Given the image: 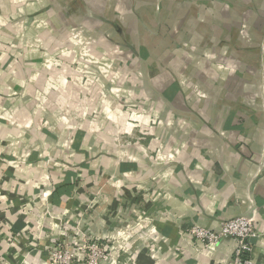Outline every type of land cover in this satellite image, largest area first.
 Wrapping results in <instances>:
<instances>
[{"label": "crops", "instance_id": "obj_1", "mask_svg": "<svg viewBox=\"0 0 264 264\" xmlns=\"http://www.w3.org/2000/svg\"><path fill=\"white\" fill-rule=\"evenodd\" d=\"M173 1L0 0L5 264H48L82 229L113 264L127 244L133 264H227L232 239L205 247L191 231L238 217L264 264V26L204 30L202 0L167 22Z\"/></svg>", "mask_w": 264, "mask_h": 264}, {"label": "rangeland", "instance_id": "obj_2", "mask_svg": "<svg viewBox=\"0 0 264 264\" xmlns=\"http://www.w3.org/2000/svg\"><path fill=\"white\" fill-rule=\"evenodd\" d=\"M156 1L157 0H136L135 5H136V8L141 6L143 9H151L154 7ZM192 1H194V0H175V1H173V3L171 5H172V9H174V10L171 11V13L169 15L170 18L167 19V22L172 20L173 18L177 17L178 13L181 10V6L185 5V9L181 12V14L184 13V15H186L191 10H193V6H194L193 3L194 2H192ZM202 1H203L202 2L203 4L200 3L199 9H200L201 15H202L201 19L205 21L204 30L208 28V26L210 25V23L212 21L216 22V19H217V21H219V26H223V25L228 26L231 24L230 21H232V23L235 24V28H236L237 26H241L240 23H241V21H243V19H247L249 21L250 26H255L256 28H259L261 25L264 26V19H262L264 17V0H202ZM133 6H134V4H133ZM190 8H191V10H190ZM175 10H177V13H175ZM184 27H186V26L184 25ZM192 30H190L191 34H192ZM166 33H167V31H165V39L170 41V38H168V34H166ZM258 40L261 41V37L255 33H253L252 42L253 41L257 42ZM261 46H262L261 47L262 48V55L261 56H263L262 60H264V41H263V44ZM192 47H193V45H192ZM233 68H234L233 71H237L239 68H243V67H233ZM120 122L126 123V124L130 123L129 119H127L126 116L123 118V120L121 119ZM121 123H119L120 129H118L116 131V134H115V137L117 138V140H116L117 143H119L120 141H122V142L128 141L129 139L127 137L130 136L127 134L128 132L124 131L126 125H123ZM137 126H140V122L137 123ZM110 134L112 135L113 132L110 131ZM164 197H165V193H164ZM78 232L80 233V236L84 240H86V239L92 240V238L94 239V240H92L93 242L88 243V245H87L88 247L93 243H95L97 245L102 244L105 247V249H107L106 254L109 256L108 262L103 263V264H113L112 263L113 259L111 257L112 256L111 255L112 250L110 249V248H112V246H110L109 244H107L105 242L100 241L95 236L90 235V233H85L83 229H82V231L78 230ZM144 237L147 238L149 241H145L143 238V240H144L143 244L146 246V243H147L149 249L151 251H153L155 257H157V259H159L158 255H159V252H160L161 246H162V243H161V245L159 244V241H160L159 238L158 239L156 238L157 240H154V239H150V237L147 235H145ZM201 244H203L205 247L208 245L207 243H201ZM125 248L127 250L126 251L127 259H128L127 264H133L132 261H133V259H135V257L133 255L129 254L132 252L133 247L130 246V244H127L125 246ZM73 249H76V247L73 246ZM86 253H87V251H86ZM100 261H102V259H100ZM81 262H82L81 264H85V262H88L85 255H84V258Z\"/></svg>", "mask_w": 264, "mask_h": 264}, {"label": "built area", "instance_id": "obj_3", "mask_svg": "<svg viewBox=\"0 0 264 264\" xmlns=\"http://www.w3.org/2000/svg\"><path fill=\"white\" fill-rule=\"evenodd\" d=\"M191 232L199 242L207 243L206 247L217 245L224 239H232L235 243V250L230 262L227 264H254L251 258L253 252L252 240L259 236V231L253 220L238 217L227 220L212 231L194 228ZM77 233L78 236L75 237L74 242L59 241L51 246L48 251V264H81L84 255L88 260L85 264H103L108 262L107 249L102 244L93 243L88 247V243L93 242L92 240L94 239L84 240L78 231ZM73 246L76 249H73ZM0 264H5L1 258Z\"/></svg>", "mask_w": 264, "mask_h": 264}]
</instances>
